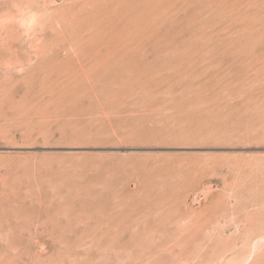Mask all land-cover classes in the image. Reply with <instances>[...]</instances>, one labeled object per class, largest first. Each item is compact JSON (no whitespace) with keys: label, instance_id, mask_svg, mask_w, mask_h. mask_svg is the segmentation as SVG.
I'll use <instances>...</instances> for the list:
<instances>
[{"label":"rangeland","instance_id":"1","mask_svg":"<svg viewBox=\"0 0 264 264\" xmlns=\"http://www.w3.org/2000/svg\"><path fill=\"white\" fill-rule=\"evenodd\" d=\"M0 264H264V0H0Z\"/></svg>","mask_w":264,"mask_h":264},{"label":"bare ground","instance_id":"2","mask_svg":"<svg viewBox=\"0 0 264 264\" xmlns=\"http://www.w3.org/2000/svg\"><path fill=\"white\" fill-rule=\"evenodd\" d=\"M58 10V9H57ZM64 35V34H63ZM93 43V42H92ZM72 49V48H71ZM82 52V51H81ZM85 56V55H84ZM76 57V56H75ZM7 60V59H6ZM6 60H3V61H6ZM54 60V59H53ZM55 62V61H54ZM3 63V62H2ZM5 64V63H4ZM5 67V66H4ZM61 68V67H60ZM82 70V68L80 69ZM56 72V71H55ZM64 85V83H62Z\"/></svg>","mask_w":264,"mask_h":264}]
</instances>
